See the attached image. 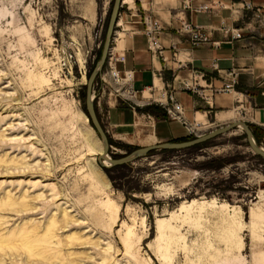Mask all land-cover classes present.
<instances>
[{
  "label": "rangeland",
  "instance_id": "374dc122",
  "mask_svg": "<svg viewBox=\"0 0 264 264\" xmlns=\"http://www.w3.org/2000/svg\"><path fill=\"white\" fill-rule=\"evenodd\" d=\"M113 4L0 0V88L12 95L0 101V130L8 135L0 137V159L25 156L36 164L27 173H0V199L11 191L18 197L24 189L49 196L35 202L33 213L2 211L0 234L17 232L12 229L30 218L44 222L55 210L49 191L55 185L61 203L85 222L57 233H83L63 250L73 252L76 263L101 264L105 254L103 264H253L254 253L264 252V157L251 148L243 128L195 146L157 148L127 164H100V136L83 108L87 76L101 60ZM119 19L120 13L111 48L122 31ZM108 67L106 58L91 94L107 131V154L119 159L139 147L117 140L106 128L104 105L108 97L117 99L101 80ZM205 127L207 134L220 128ZM249 128L264 149V129ZM48 162L50 172L43 170ZM87 236L100 238L99 246L81 244ZM23 252L22 259L7 257V264H26Z\"/></svg>",
  "mask_w": 264,
  "mask_h": 264
},
{
  "label": "crops",
  "instance_id": "0c3cea01",
  "mask_svg": "<svg viewBox=\"0 0 264 264\" xmlns=\"http://www.w3.org/2000/svg\"><path fill=\"white\" fill-rule=\"evenodd\" d=\"M185 4V0H123L122 31L116 33L111 51L125 57L117 66L122 73L132 72L135 96L132 101L108 97L104 105L106 128L117 140L140 148L190 139L186 125L167 117L159 105L146 102L161 91L175 94L188 122L198 124L199 133L206 132V124L220 127L239 119L264 129V0ZM145 17L162 27L161 53L149 50ZM183 23L198 26L210 41L193 45L191 34L182 30ZM226 29L238 30L242 37L235 39ZM230 70L236 72L235 91L215 93L229 81ZM193 76L198 92L183 88Z\"/></svg>",
  "mask_w": 264,
  "mask_h": 264
},
{
  "label": "bare ground",
  "instance_id": "6f19581e",
  "mask_svg": "<svg viewBox=\"0 0 264 264\" xmlns=\"http://www.w3.org/2000/svg\"><path fill=\"white\" fill-rule=\"evenodd\" d=\"M186 1H187V3H191L193 0H186ZM247 3H249V2H247ZM247 3L244 4L245 8H247L246 7ZM122 6H123V1H122ZM187 7H190V6H187ZM247 9H249V8H247ZM146 18H150V17H145L144 18V24H145V19ZM152 21H157V20L152 19ZM144 33H145V31H144ZM145 35H146V33H145ZM146 37H147V35H146ZM159 42H160V37H159ZM160 45H161V43H160ZM148 46H149V40H148ZM149 50H150V46H149ZM155 54H157V53H155ZM112 56H115V55L112 53L111 46H110L109 54L107 56L108 60ZM118 60L119 59H117V57L115 56V58L111 59L110 62L111 63L113 62V64L115 65V68L120 73H122L120 68L117 66V63L120 62ZM124 61H125V57H124ZM108 65H109V61H108ZM100 71H101V69L99 70L98 75L100 74ZM126 72L127 73H132L130 70L124 71V73H126ZM106 74H108V71H107ZM106 74H104V76L102 78L105 77L104 79L106 81L104 83L108 84L109 87L110 86L111 87L112 86H118V83L120 85L124 83L123 81L117 83L111 77L106 79L107 78ZM88 79H89V76H87V83H88ZM6 82L9 83V81H6ZM131 85H132V81H131ZM132 87H133V85H132ZM110 90L112 91L111 88H110ZM161 92H165V91H161ZM161 92H160V94H161ZM7 94H8L7 90H4V89L0 88V96H1L0 101L4 100L5 98L9 99L12 96V95H8L7 96ZM167 94H168V92H167ZM134 96H135V94L133 96H131V99H128V100L132 101ZM92 97H95V96L92 95ZM11 111H12V113H14L13 110H11ZM16 114L18 115V113H16ZM86 119H88L87 115H86ZM23 120H24L23 122L25 123V121H26L25 118ZM21 123H19V124H21ZM188 123L191 124L190 122H188ZM13 125H14L13 123H10L9 127H13ZM191 125H192L191 128L193 129V132H192V134L190 133V135L191 136L195 135L196 137L194 139L200 138V137H204V136L208 135L211 132L210 131L208 134L207 133H199L198 124L197 125L196 124H191ZM238 127L244 129V127L242 125H239ZM5 129L6 128H3L2 130H0V137L2 138L1 141H4L5 138L8 137V135L6 136ZM13 136H14V134H13ZM13 136L11 138H9V140H13V142H14V140L16 139V136L15 137H13ZM18 137H19V135H18ZM99 138L101 140L102 146L98 148L97 152L99 154V157L104 156L103 159L105 160L104 162L101 160L100 164L102 163L103 166L107 167L108 164H111L110 160H113V159L110 158L108 156V154H106V152H105V149H106L105 143H104V141L102 140L101 137H99ZM190 138L191 139L187 140V141L194 140L193 137H190ZM28 139H30V138H28ZM31 139H32V137H31ZM21 140H23V139H21ZM254 141H255V139L253 138L252 142H254ZM183 142H185V141H183ZM250 146L253 149V146L252 145H250ZM29 148H32V144L29 145ZM261 150L264 151L263 148H261ZM41 154H42V152H41ZM38 162H36V163H38ZM1 164H3V166H4V168H2V170L0 171V173H3V175L23 174V173H27V172L32 171L33 168H36V164L29 163V161H27L25 156H20V157L13 156L11 158H5V159L1 158L0 159V166H1ZM50 166L51 165L48 162L47 164H45L43 170H45L46 172H50V170H51ZM0 178H1V176H0ZM49 191L53 192L50 195V197H51V201H53V204L55 205V210H54V212L51 213V215H49V217L47 219H45L44 222L37 221L36 220L37 218L36 219H32L29 216L30 219L25 221L21 226L16 227V229H12V230H17V232L13 233V231H7L5 233L0 234V264H7V257H9L8 259H11L12 256H14V257H16V258L18 257V259H20L21 258L20 250L24 251L23 253H24L26 258H25V261L24 260L23 261L26 264H31V263H33V264H81L80 262L76 263L74 260L70 259V256H72L73 252H64L63 250H64L65 247H69L70 248V247L74 246V242L75 241L78 242V240L82 239V234L83 233H80V231H77V232L71 231L70 233H67L64 236H62L61 233L60 234H57V233L60 232V231H63V230H68L69 228H71V229L75 228L76 229L77 225L80 226V225L84 224L85 222L84 221H80L82 219L79 220L76 217L77 215L75 216L72 213L71 209H69V206H67V202H65V200L63 201V203H61L60 200L62 198H60V192L58 191V189H57V187L55 185H52V187H50ZM34 192H36V191H34ZM6 193H7V191H6ZM11 193H12V191H11ZM11 193L5 194V197L0 199V222L3 221L2 217H4V215L1 216L2 215L1 214L2 211H6L7 212V210H9V211H15L17 213H22V214L23 213H29V212L33 213V211L37 210V208H38V204L36 205L35 202L37 200L38 201H42V200L45 201L49 197V196L47 197V195H44L43 192L36 193V194L34 193L35 195L29 194L27 189H24V192H22L18 197L13 196ZM58 201H60L61 204H57ZM7 216H5V217H7ZM5 229H6V227H5ZM7 230H9V229L7 228ZM78 234H80V235H78ZM12 236H16V237L12 238ZM90 238L91 237L87 236L88 240H86L84 242H81V244L94 243L93 245L99 246L100 238H98L96 241H91ZM109 249H110V247L108 245L107 248L104 249V253L108 252ZM101 250H103V249H101ZM253 256H254L253 257V264H264V252H260V253L255 252ZM106 259H107V257L104 254L102 256V258H101V264H103L106 261ZM18 261L20 262V260H18Z\"/></svg>",
  "mask_w": 264,
  "mask_h": 264
},
{
  "label": "built area",
  "instance_id": "2783aa9c",
  "mask_svg": "<svg viewBox=\"0 0 264 264\" xmlns=\"http://www.w3.org/2000/svg\"><path fill=\"white\" fill-rule=\"evenodd\" d=\"M186 2V6H190V3ZM247 8L251 7L250 3L246 4ZM182 30L184 32H187L191 34L192 38V43L193 45L197 46L200 44H205L210 41L208 36L202 34L199 31V27L191 24V23H183L182 24ZM143 31H145L147 38L149 40V46H150V51H152L154 54L155 53H161V45L159 42V37L162 32V27L159 22L157 21H152L150 18L145 19V24ZM226 32H231L233 38L239 39L242 37L241 32L238 30L234 29H226ZM118 61L123 62L124 57L123 56H116ZM115 58V56L110 57L109 61V68H108V74H106V79L112 78L115 80L117 83L118 82H124L123 84H119L118 86H110V88L113 91V94L121 99H131V96L135 94V90L131 85L132 81V73H120L116 68L113 62L111 63L110 60ZM117 61V62H118ZM111 63V64H110ZM228 75L230 76V79L228 82H226L222 87L216 88L215 93H233L235 91V85H236V72L234 70H230L228 72ZM105 78V77H104ZM102 78L101 80L105 82L106 80ZM196 81V76L192 77V80L185 81L183 83V88L188 89L192 92H198V84ZM153 92V91H152ZM146 102L149 103H155L157 105H160L164 109V113L166 114L167 117L173 118L176 120H179L182 122L184 125H187L189 127V132L192 134L193 129L191 128L192 125L188 123V121L185 118V114L183 111V106L182 104L177 100L175 94L173 92H161L158 93L157 98H152L151 100H148Z\"/></svg>",
  "mask_w": 264,
  "mask_h": 264
},
{
  "label": "water",
  "instance_id": "95a60500",
  "mask_svg": "<svg viewBox=\"0 0 264 264\" xmlns=\"http://www.w3.org/2000/svg\"><path fill=\"white\" fill-rule=\"evenodd\" d=\"M122 1L123 0H114L112 12H111V17L109 20L106 40H105V44H104V49H103V53L101 56V60L99 61V63L96 65L95 69L93 70V72L89 76L88 83H87L86 101H85L86 105H85V108H83V112L87 115L90 125L93 127V129L98 133V135L104 141L105 147H106V149H105L106 154L109 151L110 144H109L108 137H107V134L105 132L104 126H102L99 118L97 117V112H96V109L94 107L93 97H92L91 93H92L93 81H94L95 77L97 76L99 70L103 66L105 59L107 58V56L109 54L111 36L113 34V31H114V26L117 23L118 15L121 11ZM239 125H242L244 127L245 133H246L247 138L249 140V144L253 146V150L257 154H259L260 156L264 157V151L261 150V148L257 145V143L255 141L252 142L253 135H252V132L249 128L250 127L249 124L244 122V121H235L232 124H228L224 127H220L218 129L211 131L208 135H206L204 137L196 138V139L191 140V141L175 142V143L174 142H168V143H162V144L137 148L135 151L132 152V154L123 156L119 159L110 160V163L112 165H115V166L127 164V163H129L135 159L146 156L149 151L157 149V148L181 149V148H186V147H190V146H195V145H198V144H200V143H202L208 139L214 138L220 134L228 132L231 129H233ZM103 157L104 156L100 157V161H101V159H103Z\"/></svg>",
  "mask_w": 264,
  "mask_h": 264
},
{
  "label": "trees",
  "instance_id": "16d2710c",
  "mask_svg": "<svg viewBox=\"0 0 264 264\" xmlns=\"http://www.w3.org/2000/svg\"><path fill=\"white\" fill-rule=\"evenodd\" d=\"M191 139V138H190ZM190 139H188V140H190Z\"/></svg>",
  "mask_w": 264,
  "mask_h": 264
}]
</instances>
